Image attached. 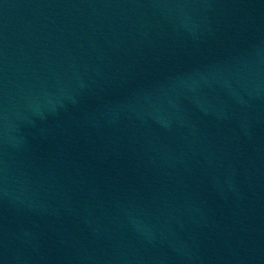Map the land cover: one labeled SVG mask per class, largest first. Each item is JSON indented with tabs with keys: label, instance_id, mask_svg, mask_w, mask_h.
<instances>
[{
	"label": "water",
	"instance_id": "obj_1",
	"mask_svg": "<svg viewBox=\"0 0 264 264\" xmlns=\"http://www.w3.org/2000/svg\"><path fill=\"white\" fill-rule=\"evenodd\" d=\"M0 264H264V0H0Z\"/></svg>",
	"mask_w": 264,
	"mask_h": 264
}]
</instances>
